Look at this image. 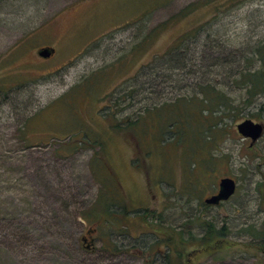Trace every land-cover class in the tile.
Wrapping results in <instances>:
<instances>
[{
	"label": "rangeland",
	"instance_id": "rangeland-1",
	"mask_svg": "<svg viewBox=\"0 0 264 264\" xmlns=\"http://www.w3.org/2000/svg\"><path fill=\"white\" fill-rule=\"evenodd\" d=\"M227 3L0 1V264H175L205 220L226 244L182 264H264V91L235 73L264 0ZM206 83L229 97L212 114ZM244 117L263 123L250 144ZM223 175L234 191L204 203Z\"/></svg>",
	"mask_w": 264,
	"mask_h": 264
},
{
	"label": "trees",
	"instance_id": "trees-1",
	"mask_svg": "<svg viewBox=\"0 0 264 264\" xmlns=\"http://www.w3.org/2000/svg\"><path fill=\"white\" fill-rule=\"evenodd\" d=\"M238 1L239 0H228L227 5L228 6L234 5ZM193 6L195 5H192V6L186 5L184 7L186 10H184V12L192 9ZM149 34L147 38L150 36ZM182 38H183L182 36L176 37V39L170 43L169 47L166 48L164 52L160 53L158 57L164 58L165 55L171 53L172 51H177L180 45L182 44ZM248 58H249V62H248L249 66H246L245 64V66L237 68L235 70V73L238 74L239 78H241L240 84L244 86L245 92L247 94V100L250 101L255 94H258L259 92L264 91V41L256 42L252 50V53L249 55ZM200 93H201V97H199L198 100L204 103V105L208 106L207 112L209 114H212L214 111L219 110L220 106L222 105L225 106V104H227V99L229 98L228 95L226 94V90L222 88H217L213 84L211 85L209 83H206L205 87H202L200 89ZM133 124H136V123L132 122V124H130L129 126ZM78 141L80 140L78 139ZM88 141L89 139H87V142ZM92 141L96 142L95 140H92ZM261 185L262 187H264L263 181L261 182ZM261 197L264 200V190L261 193ZM120 213H122L121 216L123 217V219L130 217L126 213L125 210L120 211ZM97 214L102 215V212L99 211ZM141 216H142V220L146 224H149L147 217H153L155 215L151 211L144 209L141 213ZM90 228L93 229V227L91 226ZM249 228H251L250 225H249ZM263 229H264V221L262 223L261 231ZM176 232L179 233V231H176ZM262 232H264V230ZM221 234L222 233H221L220 228H215L210 221L205 220L204 221V231L203 233H201L199 236L196 237L197 243L195 245L189 248L188 251H181V250H177V248L173 249L171 247V250L168 251L170 255L167 253V256L174 257L173 260H175V264H182V259H181L182 257H184L185 263H187V261L190 260V257L192 256L196 257V255H198L202 251L210 250V249H219V248L224 247L226 243L225 241H223V238L220 237ZM80 240H81V237H80ZM261 243L262 245H264V241H262ZM167 264H170V262H168Z\"/></svg>",
	"mask_w": 264,
	"mask_h": 264
},
{
	"label": "water",
	"instance_id": "water-1",
	"mask_svg": "<svg viewBox=\"0 0 264 264\" xmlns=\"http://www.w3.org/2000/svg\"><path fill=\"white\" fill-rule=\"evenodd\" d=\"M53 52V47L50 45H43L36 49V53L41 56H48ZM236 131L249 138V144L255 141L262 133L263 123L258 120H253L249 117H244L234 123ZM235 188V181L229 175L220 176L217 180V188L215 192L203 198V202L207 204H217L220 200L226 199ZM92 229L89 227L86 231L89 233ZM91 238V237H90ZM86 237L81 236L82 243L85 242ZM85 247H88L85 244Z\"/></svg>",
	"mask_w": 264,
	"mask_h": 264
},
{
	"label": "flooded vegetation",
	"instance_id": "flooded-vegetation-1",
	"mask_svg": "<svg viewBox=\"0 0 264 264\" xmlns=\"http://www.w3.org/2000/svg\"><path fill=\"white\" fill-rule=\"evenodd\" d=\"M215 191H216V190H215ZM88 235L91 237V232H89L88 234L85 233V234L82 235V236H85V237L87 238ZM89 239H90V238H89Z\"/></svg>",
	"mask_w": 264,
	"mask_h": 264
}]
</instances>
